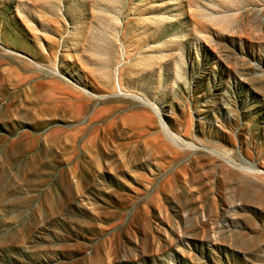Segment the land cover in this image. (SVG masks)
<instances>
[{"label": "rangeland", "instance_id": "1", "mask_svg": "<svg viewBox=\"0 0 264 264\" xmlns=\"http://www.w3.org/2000/svg\"><path fill=\"white\" fill-rule=\"evenodd\" d=\"M0 264H264V0H0Z\"/></svg>", "mask_w": 264, "mask_h": 264}]
</instances>
